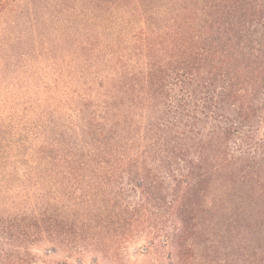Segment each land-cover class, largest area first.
I'll list each match as a JSON object with an SVG mask.
<instances>
[{"label":"trees","instance_id":"obj_1","mask_svg":"<svg viewBox=\"0 0 264 264\" xmlns=\"http://www.w3.org/2000/svg\"><path fill=\"white\" fill-rule=\"evenodd\" d=\"M92 3L0 0L66 106L35 104L34 145L0 129V264L140 237L177 264L202 248L264 264V0Z\"/></svg>","mask_w":264,"mask_h":264},{"label":"rangeland","instance_id":"obj_2","mask_svg":"<svg viewBox=\"0 0 264 264\" xmlns=\"http://www.w3.org/2000/svg\"><path fill=\"white\" fill-rule=\"evenodd\" d=\"M35 1L41 7L40 15H44L56 13L57 8H54L63 0ZM82 1L86 6L93 5V0ZM21 23L22 20L18 22L14 13L0 14V129L2 130L21 131L26 124L30 125L36 103L40 104L42 110L64 111L66 108L63 104L62 91L55 92L61 99L59 102L49 98L51 90L45 85L51 84L53 78L44 74L45 69L39 68L36 60L24 55L34 43L31 40L32 31L29 30V24ZM24 131L33 141V145L36 144L35 134L33 135L28 128ZM11 187L13 188L7 192V195L19 198L23 193L22 185L16 181ZM27 190L33 192V187ZM4 202L12 205L10 202ZM111 210L114 214L118 211L114 208ZM100 244V250L94 253L89 251L71 253L60 249L54 252L47 249L46 252L49 254L47 256L43 255V249L38 247L36 251L41 255H38L36 264H177L174 254L162 245H158L151 252H145L148 241L146 242L143 237L128 241L110 238ZM203 249L194 254L181 255L180 264H250L252 260L244 252L232 256H220L219 253H206L207 250ZM253 260L255 264H261L259 255Z\"/></svg>","mask_w":264,"mask_h":264}]
</instances>
